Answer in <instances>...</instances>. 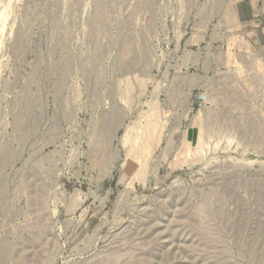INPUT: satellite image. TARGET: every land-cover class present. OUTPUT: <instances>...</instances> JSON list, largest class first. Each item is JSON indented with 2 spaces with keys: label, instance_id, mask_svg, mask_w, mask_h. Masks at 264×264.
<instances>
[{
  "label": "rangeland",
  "instance_id": "rangeland-1",
  "mask_svg": "<svg viewBox=\"0 0 264 264\" xmlns=\"http://www.w3.org/2000/svg\"><path fill=\"white\" fill-rule=\"evenodd\" d=\"M262 3L0 0V264H264Z\"/></svg>",
  "mask_w": 264,
  "mask_h": 264
},
{
  "label": "built area",
  "instance_id": "built-area-1",
  "mask_svg": "<svg viewBox=\"0 0 264 264\" xmlns=\"http://www.w3.org/2000/svg\"><path fill=\"white\" fill-rule=\"evenodd\" d=\"M262 4H263V9H264V0H263V3Z\"/></svg>",
  "mask_w": 264,
  "mask_h": 264
},
{
  "label": "crops",
  "instance_id": "crops-1",
  "mask_svg": "<svg viewBox=\"0 0 264 264\" xmlns=\"http://www.w3.org/2000/svg\"><path fill=\"white\" fill-rule=\"evenodd\" d=\"M240 14H241V12H240ZM263 21H264V18H263Z\"/></svg>",
  "mask_w": 264,
  "mask_h": 264
},
{
  "label": "bare ground",
  "instance_id": "bare-ground-1",
  "mask_svg": "<svg viewBox=\"0 0 264 264\" xmlns=\"http://www.w3.org/2000/svg\"><path fill=\"white\" fill-rule=\"evenodd\" d=\"M200 139V138H199ZM206 194V193H205Z\"/></svg>",
  "mask_w": 264,
  "mask_h": 264
}]
</instances>
